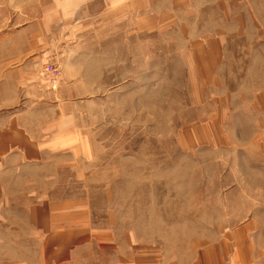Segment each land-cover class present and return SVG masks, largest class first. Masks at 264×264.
<instances>
[{
    "label": "rangeland",
    "instance_id": "1",
    "mask_svg": "<svg viewBox=\"0 0 264 264\" xmlns=\"http://www.w3.org/2000/svg\"><path fill=\"white\" fill-rule=\"evenodd\" d=\"M0 78V264H264V0H0Z\"/></svg>",
    "mask_w": 264,
    "mask_h": 264
},
{
    "label": "crops",
    "instance_id": "2",
    "mask_svg": "<svg viewBox=\"0 0 264 264\" xmlns=\"http://www.w3.org/2000/svg\"><path fill=\"white\" fill-rule=\"evenodd\" d=\"M18 62H19V61H18ZM19 63H20V62H19ZM9 65H10V64H9ZM23 67H24V64L21 63V64H20V67H19L20 69H18L17 72L20 73V74H23V72H24V68H25V67H24V68H23ZM11 69H12V68H10V66H8V69H7V68H6V69H3V71H2L1 73H5V72H7V71L11 72ZM12 74H13V73H12ZM24 77H25L24 75H20L21 80H23ZM0 80H6V78H3V79L0 78ZM19 83H20V82H19ZM33 84H38V85H40L41 83H40V82H36V83H31L30 85H33ZM40 86H41V85H40Z\"/></svg>",
    "mask_w": 264,
    "mask_h": 264
},
{
    "label": "built area",
    "instance_id": "3",
    "mask_svg": "<svg viewBox=\"0 0 264 264\" xmlns=\"http://www.w3.org/2000/svg\"><path fill=\"white\" fill-rule=\"evenodd\" d=\"M51 69V67L48 65V66H46V68H45V70H50ZM49 73V72H48Z\"/></svg>",
    "mask_w": 264,
    "mask_h": 264
}]
</instances>
